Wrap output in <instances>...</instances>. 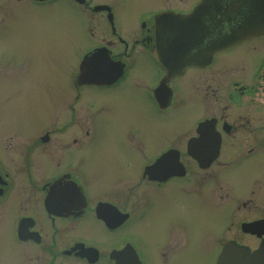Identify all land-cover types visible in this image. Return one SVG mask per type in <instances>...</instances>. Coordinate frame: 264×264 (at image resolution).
I'll return each instance as SVG.
<instances>
[{"label":"flooded vegetation","instance_id":"af4514ba","mask_svg":"<svg viewBox=\"0 0 264 264\" xmlns=\"http://www.w3.org/2000/svg\"><path fill=\"white\" fill-rule=\"evenodd\" d=\"M58 1L0 0V45L37 52V44L50 43L36 32L40 12L52 14ZM203 1L155 0L142 11L135 0H68L74 47L65 41L68 55L77 52L79 72L68 69L67 115L36 119L27 130L0 108V264H152L135 228L158 206L183 216L152 253L156 264H218L229 244L264 248V17L255 16L264 0H225L251 13L236 17L250 23L248 32L202 64L169 75L154 57L167 39L161 16H189ZM123 17L134 22L122 29ZM78 36L94 44L84 46ZM88 56L94 60L81 80ZM8 57L0 52V85L20 90L30 80L20 79L26 70ZM138 60L158 73L154 84L136 74ZM136 100L164 120L193 108L192 122L164 134L170 143L138 166L132 149L146 153L145 135L127 129ZM121 103L128 112L119 111ZM113 120L124 122L121 133ZM117 133L135 162L127 163L132 176L116 174L107 190L95 168Z\"/></svg>","mask_w":264,"mask_h":264},{"label":"rangeland","instance_id":"374dc122","mask_svg":"<svg viewBox=\"0 0 264 264\" xmlns=\"http://www.w3.org/2000/svg\"><path fill=\"white\" fill-rule=\"evenodd\" d=\"M6 1L7 5H10L15 4L17 0ZM135 1L143 6L141 8L142 11L154 9L153 7L156 5L154 3L155 0ZM58 2L56 10L52 14H42L40 12V27H37L36 32L37 36L50 39V43L46 40L44 44H35L37 52H23L17 48L19 47L18 45L13 43L0 45V52H6L9 57L12 56L14 61L19 64L21 70H26L20 76V79L30 80L26 84L23 83L20 90L16 88V85L8 86L6 90H3L0 85V108L3 106L4 118L8 122L27 130L35 128L36 119H46L47 122L51 118L67 115V112L64 111V104L68 103V69L72 68L75 72H79L77 52L72 49L70 52L73 53L68 55V41H65L70 39V44L74 47L76 33L73 27H70L68 0H60ZM147 5H150L152 8ZM23 21L28 22L30 20L25 17ZM132 22L134 21H127L123 17L118 19L117 24L124 29L128 28V25ZM120 31L125 32L124 30ZM21 32L22 34H26L24 30H21ZM78 34H80V30ZM16 36L19 37L17 34ZM78 37V39H81L78 43L86 44L89 42V45L94 44L91 40L95 38L89 36L88 39H82V36ZM5 63L10 64L11 62L5 61ZM137 65L138 67L135 69L137 71L136 74L142 77L143 80H147L151 84L153 82L154 84L157 80L158 73L152 68L151 63L149 61L143 63L139 61ZM33 70H36L37 77L29 76L26 73L27 71L30 72ZM94 103L97 104L95 101ZM95 107L97 108L98 106L96 105ZM117 108L122 113L129 111L125 103L117 105ZM133 111L134 117H127L131 120V125L127 129L138 130L136 136L140 132H143L146 140L145 150L147 153H144V155L140 154L142 152L140 147L138 149H132L135 155L134 158L136 159L137 157V166L141 164L144 156L147 157V155H150L154 149L170 143L164 138V134L171 135L170 133L173 130L186 128L193 119L192 103H189L184 110L172 111L166 120H164L165 118L162 119V117L157 116L154 112H150L138 100L133 104ZM20 122L24 126L20 125ZM124 125L122 120H113L110 123V127L120 128L119 133L124 130ZM119 133L111 138V150L101 160L97 158L95 172L100 171L102 176L101 185L107 190L113 189V179L116 174L120 173L121 175L126 174L132 176V168L127 163L130 160L133 163L135 162V159L131 158L130 153L128 154L126 152L128 149V139L119 135ZM160 202L162 201L160 200ZM182 216L183 212L179 211L177 207L165 208L158 206L155 212H153L151 220H149V214L143 224L136 225L135 231L143 237L146 245L145 254L148 262L152 261V264H156L157 259L153 257L155 249L162 245V242L165 240L164 234H167L171 225H176L182 220ZM184 264L191 263L185 260Z\"/></svg>","mask_w":264,"mask_h":264},{"label":"water","instance_id":"95a60500","mask_svg":"<svg viewBox=\"0 0 264 264\" xmlns=\"http://www.w3.org/2000/svg\"><path fill=\"white\" fill-rule=\"evenodd\" d=\"M212 1L204 0L188 17H163L159 27H163L161 32L167 39L160 42L154 57L169 75L180 73L188 65L202 64L214 51L225 48L230 42L240 41L248 32L250 23L236 21V17L246 18L251 16L250 12L239 10L225 0H217L215 5ZM255 16L264 17V7ZM228 32L231 35L228 36ZM93 60L94 56L87 57L81 64V80ZM219 264H264V249L252 254L248 249L229 245Z\"/></svg>","mask_w":264,"mask_h":264}]
</instances>
